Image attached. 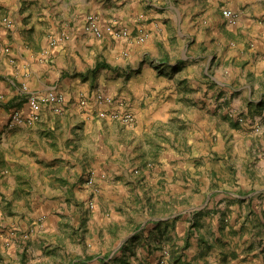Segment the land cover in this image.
Returning a JSON list of instances; mask_svg holds the SVG:
<instances>
[{
  "label": "crops",
  "instance_id": "0c3cea01",
  "mask_svg": "<svg viewBox=\"0 0 264 264\" xmlns=\"http://www.w3.org/2000/svg\"><path fill=\"white\" fill-rule=\"evenodd\" d=\"M243 3L231 24L223 7L238 11L241 3L234 0H57L26 20L30 11L20 18L3 1L0 40L10 51L0 52V168L11 172L0 177V264L10 256L18 261L31 256L34 242L17 241L23 227L29 237L26 225L32 219V237L41 240L29 262H54L48 249L67 230L59 215L65 198L67 211L79 213L77 223L86 220L79 205L87 199L88 205L98 206L89 221L99 217L95 222L102 218L107 227V245L91 252L96 255L74 258L76 264H126L124 259L127 264H158L164 246L180 240L184 245L190 241L183 255L191 264H244L229 254L234 242L221 232L224 225L210 223L208 217L199 222L202 212L187 206L200 196L206 197L207 209L216 196H241L210 189L211 179L220 176L215 157L229 156L232 144L225 134L237 130L230 110L248 115L257 107L258 118L264 116V0ZM90 13L98 16L103 36L87 30ZM4 15L13 18L11 26ZM118 29L131 35L117 36ZM141 32L147 38L139 42ZM49 90L65 95L62 111L44 102L38 122L11 124L16 109L30 113L28 91ZM232 93L234 109L223 104ZM118 109L132 111L136 123L113 119L110 114ZM151 154L156 155L154 167L148 164ZM27 164L36 171L29 187L24 169L15 171ZM262 164L252 167L254 177L263 178ZM91 174L93 186L87 183ZM199 178L206 180L201 187ZM154 182L166 184L168 191L159 202L151 196ZM119 205L134 217L131 223L113 209ZM109 209L112 217L105 216ZM169 210L174 212L165 217L154 213ZM41 215L46 219L39 224ZM193 223L201 224L188 236ZM207 231L222 236L220 247Z\"/></svg>",
  "mask_w": 264,
  "mask_h": 264
},
{
  "label": "rangeland",
  "instance_id": "374dc122",
  "mask_svg": "<svg viewBox=\"0 0 264 264\" xmlns=\"http://www.w3.org/2000/svg\"><path fill=\"white\" fill-rule=\"evenodd\" d=\"M3 1L6 2V5L4 6L9 7L7 8L8 11L13 10V13L18 15L20 18L23 13L30 11V16L28 15L27 17H24V20H26L27 18L31 17V14L33 12H39L41 11L42 7L47 8L48 5H53V3L57 0H0L1 16L3 15L4 8L2 5ZM234 1L237 4L241 3V7L237 9L238 11L235 10L239 16L244 3L243 0ZM40 2H42V6H39ZM257 2L254 3L257 4ZM34 5H37V9ZM8 11L5 13L9 14ZM14 14L12 15L13 17H15ZM6 16L7 15H4V17ZM11 19L14 22L13 18ZM235 96L236 95L232 93L230 100L226 99V101H223V104L226 106L229 105L232 109H234L232 105L237 104L236 100H234ZM240 109L243 110L242 108ZM249 111L250 112L248 113V115H245L243 111L241 112V115H236V113L239 112V109H237V112L234 110H230L229 116L232 118L236 117L237 121L234 122V124L237 130L229 134H225L226 136H230L229 140H231L232 144L228 150L229 156L226 158L225 154V156L217 155L215 157L216 161L213 164L215 166L214 169L215 172L220 176L217 177L216 180L212 178L210 183V189H215V192L219 193V195L227 191L237 192L241 196H239L238 198L233 196H216L217 199H215V204L213 203L212 206L208 209L204 208L205 206H203L206 197L200 196L188 200L187 206L198 207L197 209L202 212V217H198L199 222H201L200 219L206 220L208 217L211 220L210 223H213V221H219L224 225V228H221V232H225L223 235L234 242V244L231 245L230 248L228 247V245V248L225 247V245L223 247L227 248L228 251L233 249L234 253L229 252L233 259L240 258L241 262H243L244 264H262L263 261L261 255L264 254V176L263 178L260 176L256 178L254 177V173L251 171L252 167L260 162H263V164L258 169H264V116L262 118H258L259 110H257V107L254 109H250ZM226 114L227 113H225L224 115ZM248 116L249 120L247 119ZM221 119L225 121L226 117L223 116L221 117ZM162 136L163 135H160V137ZM215 136L216 142L219 138L217 133L215 134ZM25 145L26 144H22V146ZM23 151L26 152L27 150L24 149ZM11 152L12 150L9 151V154H11ZM29 154L31 156H34L33 151H30ZM151 158L152 159L148 162V164H151L149 165L150 167H154L156 163V155L151 154ZM201 162L203 161H200L199 163ZM34 168L35 165L31 164L20 167L16 166L15 168V171L18 169H24L25 177L23 182L25 183V187L31 186L30 183L33 180H36V171ZM56 170L60 172L62 171L60 166ZM10 172V167L1 166L0 177L2 178L5 175H9ZM205 181L199 178V186L201 187V185H204ZM182 185L184 186L186 184L183 183ZM150 192L151 196L155 198L156 202H159V200L162 199L161 195L167 194L166 192L168 191L166 190V184H162L161 182H154L152 183V185H150ZM153 192H156L157 195H153ZM66 202H68V198L60 200V203H63V205H61L64 212L60 213L59 215L62 216L61 222H63L64 226L67 227V230H61L57 234L58 236H60L58 243H54L55 246L50 250L48 249L49 252H52V258H54V262H51L50 264H66V258L69 260L70 264H76L77 261L75 263L73 262L74 258H88L89 255H96L98 254L97 251L93 253L91 252L93 250H98V248H103L104 245H107L103 240V237L105 236V233L107 231V227L106 225H102L103 223H100L102 218H100L99 222H95L99 217L95 218L92 223L91 221H89L93 218V213L98 209L97 204L94 203V206H91V202L88 205L87 199L83 200L82 204L79 205L81 206L79 207V210L81 212V217H85L86 220L77 223L76 221H78L79 213H77L76 210H71L70 208H68L67 211V209L65 208ZM22 206L24 208L26 206L25 203ZM119 206L120 207H116L113 209H115V211H117L120 216L125 217L127 215L130 218L127 220L129 221V223H131L132 219L134 220V217L132 218L130 214H124L121 205ZM183 208H185V206L181 207V209ZM113 209H109L108 211H106L105 216L112 217L111 211ZM173 212L174 210L154 213H156V215L159 217H165L171 215ZM40 217L41 218L39 219L38 223L42 224L46 219V215H41ZM22 218L24 219V215L22 216ZM33 220L34 219L27 222L26 225V228L29 229V237H24V234L27 233V229L23 227L20 231L21 233L17 241V244L20 245H25V242H29V240V244L34 242L33 246L35 249L31 253V256H23V258L19 260L21 262H19L17 259H13L10 256V260L8 262L5 261L4 263L14 264L15 262H18V264H31L29 262L30 258H36L34 256V251L36 253L39 252L40 249H38V247L41 237H32V234L35 233V231H32V228H34L35 225V223H33ZM203 222L204 221H202V224L198 223V225L197 223L191 224L190 228L187 230V235L192 236V234L196 231L194 226H197V228H199L201 224V226L203 227ZM231 222L232 226L227 229L226 226ZM137 223L139 222L135 221L134 226L137 225ZM132 228L134 227H130V229ZM130 229L128 228L127 232H129ZM207 235L214 238V242H218L217 244L220 247L219 242L223 241L222 236H217L215 238V236L211 235V233H209L208 231ZM11 243L12 242H10V244L6 246H10ZM224 243L226 242L224 241ZM189 245L190 241H186L184 245V243L180 240V242H176L175 245L172 244L171 246H164L158 264H191V261L187 260V258H184L185 256L183 255L185 253L184 249L187 246L189 247ZM93 246L94 249H91V247ZM214 246L215 244H213V247Z\"/></svg>",
  "mask_w": 264,
  "mask_h": 264
},
{
  "label": "built area",
  "instance_id": "2783aa9c",
  "mask_svg": "<svg viewBox=\"0 0 264 264\" xmlns=\"http://www.w3.org/2000/svg\"><path fill=\"white\" fill-rule=\"evenodd\" d=\"M223 15L227 18L228 22L233 24L237 21L238 19V13L231 9V8H223ZM3 21L8 25L11 26L13 24V21L10 17H4ZM87 30L94 32L98 36H103V31L102 28L99 24V18L96 14L91 13L87 17V24H86ZM116 35L117 36H130L131 33L127 29H118L116 30ZM147 38V35L144 33H140L136 36L137 41L142 42L145 41ZM10 48L7 47L2 43L0 40V52H9ZM25 89H27V86H25ZM0 97H3L2 94ZM28 98H29V104L31 106V111L28 115L22 114V112L19 109H16L13 112L12 115V122L13 123H18V124H28V125H33L34 123L38 122L42 118V106L44 102L52 103L55 104V108L57 111H62V105L65 102V95L62 92H58L55 90H49L44 94H40L38 92L34 91H28ZM104 96H100L101 100H104ZM108 100H111L110 97L107 98ZM123 105V103H120ZM102 116H106L107 113L103 112L101 114ZM110 116L113 119H116L126 125H134L136 123V116L135 114L126 109H118L115 110L110 114ZM87 183L91 186L95 184V176L94 174L89 175L87 179ZM91 206H94V202H91Z\"/></svg>",
  "mask_w": 264,
  "mask_h": 264
},
{
  "label": "trees",
  "instance_id": "16d2710c",
  "mask_svg": "<svg viewBox=\"0 0 264 264\" xmlns=\"http://www.w3.org/2000/svg\"><path fill=\"white\" fill-rule=\"evenodd\" d=\"M123 262H124V263H126V264L128 263V261H127V260H125V259L123 260Z\"/></svg>",
  "mask_w": 264,
  "mask_h": 264
}]
</instances>
